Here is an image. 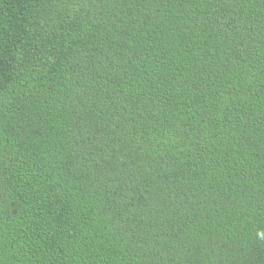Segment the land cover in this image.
I'll use <instances>...</instances> for the list:
<instances>
[{"label":"trees","instance_id":"trees-1","mask_svg":"<svg viewBox=\"0 0 264 264\" xmlns=\"http://www.w3.org/2000/svg\"><path fill=\"white\" fill-rule=\"evenodd\" d=\"M0 264H264V0H0Z\"/></svg>","mask_w":264,"mask_h":264}]
</instances>
